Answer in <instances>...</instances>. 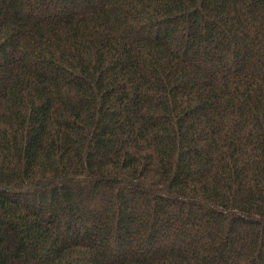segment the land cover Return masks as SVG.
Segmentation results:
<instances>
[{"label":"trees","instance_id":"1","mask_svg":"<svg viewBox=\"0 0 264 264\" xmlns=\"http://www.w3.org/2000/svg\"><path fill=\"white\" fill-rule=\"evenodd\" d=\"M0 264H264V0H0Z\"/></svg>","mask_w":264,"mask_h":264}]
</instances>
